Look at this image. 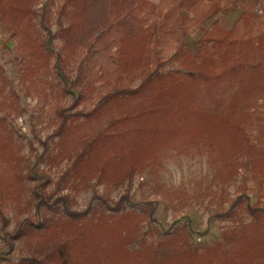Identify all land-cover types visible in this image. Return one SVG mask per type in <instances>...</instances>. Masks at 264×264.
<instances>
[{
    "label": "rangeland",
    "instance_id": "rangeland-1",
    "mask_svg": "<svg viewBox=\"0 0 264 264\" xmlns=\"http://www.w3.org/2000/svg\"><path fill=\"white\" fill-rule=\"evenodd\" d=\"M69 1L64 4V0H35L32 7L38 15L34 20L40 32L38 36L44 44L46 41L51 54L45 75L56 82V91L59 98L64 96L62 101L66 106L71 96L68 91L64 93L65 82L57 76L52 66L62 42L57 30L59 19L66 23L75 12L76 3L82 1L80 17L73 15L82 23L80 39L91 37L108 23L104 7L108 0ZM250 6L256 14L264 15L263 3L248 0L247 7ZM247 7L229 4L221 8L209 20L189 31L183 39L184 44L193 53L198 52L197 39L212 21L219 20L224 27L230 28ZM25 28L32 30L26 25ZM14 39L12 30L0 22V82L5 96L0 114L7 112V115L4 113L5 118L11 125L13 139L23 157L21 173L28 171L31 177L22 179L25 185L22 200L36 193L49 203L57 199L56 206L66 204L76 212H83L88 207L87 210L93 213V221L85 223L82 234L75 235L76 239L97 243L98 239L110 238L105 246L109 251L104 250L117 258L121 236L131 233V230L142 234L149 226L165 229L169 225L184 224L191 230L182 235L188 246L197 250L201 246L209 249L220 238L224 228L251 220L250 213L244 210V204L232 215L224 213L236 196L242 195L248 205L261 209L264 216V162L256 172L252 171L250 164L246 169H236L235 162L249 161V157L233 153L237 146L234 140L236 131L245 136L246 144L264 146V45L246 47L243 53L246 60H260L258 67L241 64L231 67L230 61L223 62L225 66L219 67L223 55L228 53L226 49L217 67L207 71L205 77L191 80L184 76L180 83L162 85L151 97L141 102L134 101L125 127L128 123L135 130L141 125L158 127L163 141L151 140L150 131L148 134L142 131L140 139L137 133L129 130L127 140L119 138L115 141L117 145L109 147L107 151L96 146L93 156L76 166L71 154H60L68 148L60 143L61 133L55 132L57 118L52 113L43 114L46 112L41 110L37 97L24 93V85L22 87L20 82V54ZM234 54L235 50H232L229 56ZM129 55L136 59L134 46L128 49L126 70L135 64L134 60L129 63ZM216 72L219 75H214ZM67 74L73 75V69ZM125 82L132 86L139 82L134 68L125 75ZM96 88L102 95L108 85L97 84ZM9 93H16L17 96L11 98L13 95ZM152 106L162 107L154 112L136 115L142 107ZM79 108L80 105L77 106ZM105 122L106 116L93 118L84 131L87 129L95 133L105 128ZM166 140L174 141L180 148L172 147ZM111 152L121 155L116 160H120L119 163L104 162ZM94 165L106 166H102L104 170L99 178L93 173ZM230 173L234 175L227 180ZM56 211L58 214L41 205L39 215L60 216ZM26 212L22 213L23 216ZM98 212L102 219H97ZM110 215L113 217L109 218ZM4 217L7 219L4 229L11 231L15 213L8 204ZM63 222L58 234L66 232L63 236H73L71 224ZM153 233L156 235V232ZM2 236L0 230V262L12 264L18 257V247L22 248L21 243L15 242L16 246L9 251ZM262 236L259 243L264 246V234ZM91 237L93 239L89 240ZM72 244L75 246L74 242ZM245 244L253 248L251 242L246 241ZM83 245L85 251L89 252L88 244L84 242ZM185 254L189 258L173 253L166 257L165 263L175 264L186 260L189 264H219L222 261L220 256L211 255L205 250ZM224 262L230 264L228 259Z\"/></svg>",
    "mask_w": 264,
    "mask_h": 264
},
{
    "label": "trees",
    "instance_id": "trees-1",
    "mask_svg": "<svg viewBox=\"0 0 264 264\" xmlns=\"http://www.w3.org/2000/svg\"><path fill=\"white\" fill-rule=\"evenodd\" d=\"M34 1L0 0V22L8 30H12L15 37L20 54V82L22 87L24 85V93L37 97L41 110L46 112L43 114L52 113L57 118L55 132L61 133L60 143L68 148L60 154H71L76 166L93 156L96 146L107 151L109 147L117 145L115 141L119 138L127 140L129 130L137 133V138L140 136V139L142 131L146 134L150 131L151 140L163 141L158 134V127L141 125L135 130L129 123L125 127L124 124L132 114L131 105L136 100L141 102L151 97L162 85L180 83L179 80L184 76L191 80L205 77L207 71L217 67L226 49L228 53L223 55L224 59L219 67H223L227 61L231 62V67L236 64L258 67L261 63L260 60L243 58L246 47L264 45V15L256 14L251 6L247 7L248 0H108L104 6L108 23L86 39L79 38L82 23L73 17H80L81 14L83 4L78 1L72 17L66 23H62L60 19L58 21L57 30L62 42L52 65L57 76L65 82L64 93L68 91L71 96V101L66 106L62 101L64 96L59 98L56 91V82L45 75L51 54L46 41L44 44L38 36L40 32L34 21L38 15L32 8ZM68 1L64 0L63 3ZM256 1L264 4V0ZM229 4L247 8L230 28L224 27L219 20L212 21L197 39L199 51L193 53L183 42L185 35ZM25 25L32 30L26 29ZM133 46L137 57L133 59L129 55V63L131 64V60L135 61L132 68L139 77V82L134 86L125 82V75L132 69L126 70L125 58L128 49ZM232 50H235V54L229 56ZM1 69L0 67V71ZM70 69H73V75L67 74ZM97 84L108 85L102 95L96 88ZM2 90L0 82V108L2 102H5ZM10 94L13 95L11 98L17 96L16 93ZM79 105L80 108L77 109ZM161 107H142L136 115L154 112ZM4 113L7 115L6 111ZM4 113L0 114V230L7 250H13L15 242L21 243L22 247H18V257L12 264H166V257L173 253L184 254L189 258L185 253L202 250L220 256L222 261L219 264H225L226 259L230 264H264V246L259 243L264 234V216L261 209L248 205L242 195L231 200L224 213L232 215L244 204V210L250 213L251 220L249 223L239 222L235 226L224 228L220 238L209 249L201 246L197 250L188 246L182 235L191 230L184 224L169 225L165 229L149 226L142 234L131 230V233L121 236L117 258L105 251L108 250L105 246L110 238L98 239L97 243L76 239L75 235L82 234L85 223L93 221V213L87 210L88 207L83 212H76L66 204L56 206L57 199L49 203L36 193L33 197L22 200L25 186L22 179L31 177L28 176V171L21 173L23 157ZM168 115L165 117L168 118ZM102 116H106L105 128H100L95 133L88 132L87 129L84 131L93 122V118ZM234 140L237 146L233 153L249 157V161L235 162L236 169H246L250 164L252 171L256 172L257 167L264 162V146L246 144L245 136L237 131ZM169 143L174 148H180L174 141ZM120 156L117 152H111L104 162L119 163L120 160H116ZM102 166L104 165L93 166V173L98 178L102 176ZM233 175L230 173L227 180ZM7 204L15 213L11 231L4 229ZM41 205L56 214L58 210L60 216L39 215ZM23 212H26L25 216ZM96 215L97 219L101 218L99 212ZM63 221L71 224L73 236H63L66 232L58 234ZM91 239L93 237L89 238ZM246 241L251 242L253 248L245 244ZM84 242L90 247L89 252L85 251ZM0 264L6 263L1 261ZM175 264H189V261L180 260Z\"/></svg>",
    "mask_w": 264,
    "mask_h": 264
}]
</instances>
